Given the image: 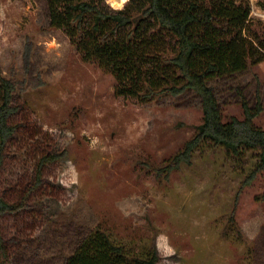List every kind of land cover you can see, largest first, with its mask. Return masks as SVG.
Listing matches in <instances>:
<instances>
[{"label":"rangeland","instance_id":"rangeland-1","mask_svg":"<svg viewBox=\"0 0 264 264\" xmlns=\"http://www.w3.org/2000/svg\"><path fill=\"white\" fill-rule=\"evenodd\" d=\"M249 1L251 17L264 21ZM0 65L16 103L27 105L0 172V195L24 203L1 219L11 264H63L97 225L135 253L155 247L157 264H264V201L255 199L264 172L242 183L255 165L250 151L204 145L166 180L145 165L193 134L198 94L147 103L116 95L114 77L49 25L46 0H0ZM210 85L224 120L241 118V97L253 106L258 90L254 122L264 128V61ZM49 147L69 153L45 165L38 191L25 196Z\"/></svg>","mask_w":264,"mask_h":264},{"label":"trees","instance_id":"trees-1","mask_svg":"<svg viewBox=\"0 0 264 264\" xmlns=\"http://www.w3.org/2000/svg\"><path fill=\"white\" fill-rule=\"evenodd\" d=\"M257 4L264 9V0ZM46 9L49 25L62 30L81 60L114 77L116 95L139 103L187 91L200 96L202 117L193 134L162 161L145 163L156 178L166 180L204 145L223 147L228 156L250 151L255 165L244 184L264 172V128L254 122L263 109L259 91L253 106L241 97V118L224 120L210 85L217 77L264 61V21L251 17L249 0H126L122 7L107 0H46ZM14 93L15 84L0 65V172L7 145L23 126L18 113L27 107L16 103ZM68 153V147L41 151L24 195L38 191L45 165ZM255 199L264 201V191ZM23 205L21 199L0 195V264H11L1 219ZM159 258L155 247L135 253L97 225L63 264H157Z\"/></svg>","mask_w":264,"mask_h":264},{"label":"bare ground","instance_id":"bare-ground-1","mask_svg":"<svg viewBox=\"0 0 264 264\" xmlns=\"http://www.w3.org/2000/svg\"><path fill=\"white\" fill-rule=\"evenodd\" d=\"M113 6H121L124 5L126 0H108Z\"/></svg>","mask_w":264,"mask_h":264}]
</instances>
